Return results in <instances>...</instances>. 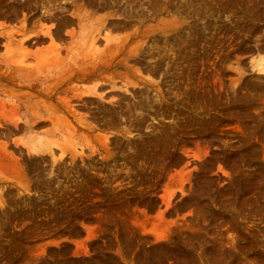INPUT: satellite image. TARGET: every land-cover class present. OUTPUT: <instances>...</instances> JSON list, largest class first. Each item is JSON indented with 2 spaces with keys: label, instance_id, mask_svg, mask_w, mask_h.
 I'll return each instance as SVG.
<instances>
[{
  "label": "rangeland",
  "instance_id": "1",
  "mask_svg": "<svg viewBox=\"0 0 264 264\" xmlns=\"http://www.w3.org/2000/svg\"><path fill=\"white\" fill-rule=\"evenodd\" d=\"M22 36L93 74L0 100V264H264V0H0Z\"/></svg>",
  "mask_w": 264,
  "mask_h": 264
},
{
  "label": "crops",
  "instance_id": "2",
  "mask_svg": "<svg viewBox=\"0 0 264 264\" xmlns=\"http://www.w3.org/2000/svg\"><path fill=\"white\" fill-rule=\"evenodd\" d=\"M13 28H22L20 25H11ZM64 24L61 23L56 27V30L54 33L56 34V38L64 40V37L66 34L69 35V31L66 32L63 28ZM3 31V30H2ZM11 31V30H10ZM9 30H4L2 33H8ZM27 33V32H26ZM29 33L33 34L29 35V38L26 37L25 39L23 36L21 38H14L16 43L11 48V44L7 42L0 43V100H6L8 102H14V103H21V104H28V103H40V102H53L56 100V95L53 98L51 96L50 98V92H51V84H53L54 80L46 83L47 91H49L48 95L42 94V93H36L34 90L31 89L33 86L36 90L37 83H33L30 78L33 76H36V78H54L58 77L59 75L64 76L65 78H68L66 74L62 73H55V69L59 67V62H50V63H38L39 61L45 60L50 61L52 57H56L59 49L54 48L52 46L51 41L49 40L46 45L37 46L32 49V52L26 51L25 48H21L22 40H29L34 39L37 40L40 35L41 31L38 30V26L32 23L29 29ZM28 33V34H29ZM36 38V39H35ZM34 40L32 41L33 43ZM17 41V42H16ZM40 43V42H38ZM10 46V47H9ZM68 52L66 50V57H69L68 60H71L72 56L74 55V52L72 51L71 46L67 47ZM66 48V49H67ZM56 54V55H55ZM65 59V58H64ZM63 60V59H62ZM64 62V61H63ZM62 62V63H63ZM46 64V65H45ZM66 65H70L71 63H63ZM40 73V74H39ZM38 81V80H36ZM50 83V84H49ZM34 84L36 86H34ZM38 91V90H37ZM37 125V124H36ZM52 131V128L49 129L48 132ZM54 131V130H53ZM52 131V132H53ZM55 132V131H54ZM57 132H55L56 134Z\"/></svg>",
  "mask_w": 264,
  "mask_h": 264
},
{
  "label": "bare ground",
  "instance_id": "3",
  "mask_svg": "<svg viewBox=\"0 0 264 264\" xmlns=\"http://www.w3.org/2000/svg\"><path fill=\"white\" fill-rule=\"evenodd\" d=\"M9 39H11L10 37H9ZM8 43H9V41H8ZM9 44H11L10 46H11V48L13 49V47H14V45L16 44V43H9ZM9 46V47H10ZM83 52V49H80L79 50V54H81ZM96 54V53H95ZM94 54H92V55H89L90 56V58H95V57H97V56H93ZM78 55H73L72 56V58H71V60H68L69 62L68 63H71L70 65H66V64H63V63H60V61H59V67H57L56 69H55V73H62V74H66L67 75V77L70 79V80H74V79H78V80H81V79H83V80H85V79H88L91 75L90 74H93V73H91V72H89L90 74H87V73H85V71L83 72V73H79V74H76L77 72H76V67H79L80 66V64H77V59L76 58H78L77 57ZM62 61H64V60H62ZM74 71L76 72V73H74ZM83 70H81L80 69V72H82ZM31 80L30 81H35V80H38V78H36V76H33L32 78H30ZM52 87H56V88H59L60 87V85L58 84V83H55V84H53V86ZM31 89L32 90H34L36 93H39L37 90H35L34 89V87L32 86L31 87ZM29 108L30 110H34L35 112L38 110V111H49V109H46V110H42V108H35V107H37V105L34 107V106H28V104H24V106H23V109L24 108ZM1 158V157H0ZM1 159H3L4 160V157L3 158H1ZM3 160H1L2 162H3ZM5 161V160H4ZM9 163H12V162H10L9 161Z\"/></svg>",
  "mask_w": 264,
  "mask_h": 264
}]
</instances>
